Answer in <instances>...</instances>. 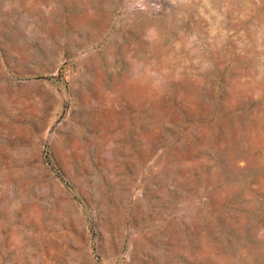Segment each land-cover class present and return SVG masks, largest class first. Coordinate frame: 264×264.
I'll use <instances>...</instances> for the list:
<instances>
[{"label":"rangeland","instance_id":"374dc122","mask_svg":"<svg viewBox=\"0 0 264 264\" xmlns=\"http://www.w3.org/2000/svg\"><path fill=\"white\" fill-rule=\"evenodd\" d=\"M0 264H264V0H0Z\"/></svg>","mask_w":264,"mask_h":264},{"label":"water","instance_id":"95a60500","mask_svg":"<svg viewBox=\"0 0 264 264\" xmlns=\"http://www.w3.org/2000/svg\"><path fill=\"white\" fill-rule=\"evenodd\" d=\"M170 1H171V0H169V2H170ZM146 5L149 7V10H150L151 12H153V11L155 10L154 5H152L150 1H146ZM125 7H127V5H125Z\"/></svg>","mask_w":264,"mask_h":264},{"label":"bare ground","instance_id":"6f19581e","mask_svg":"<svg viewBox=\"0 0 264 264\" xmlns=\"http://www.w3.org/2000/svg\"><path fill=\"white\" fill-rule=\"evenodd\" d=\"M127 91V90H126ZM131 92V91H130Z\"/></svg>","mask_w":264,"mask_h":264}]
</instances>
